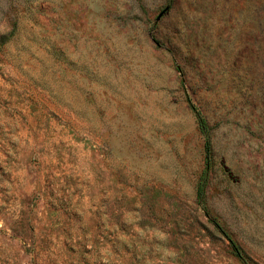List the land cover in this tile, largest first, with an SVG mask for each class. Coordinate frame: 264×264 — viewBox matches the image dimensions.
<instances>
[{
    "label": "rangeland",
    "instance_id": "rangeland-1",
    "mask_svg": "<svg viewBox=\"0 0 264 264\" xmlns=\"http://www.w3.org/2000/svg\"><path fill=\"white\" fill-rule=\"evenodd\" d=\"M0 264H264V0H0Z\"/></svg>",
    "mask_w": 264,
    "mask_h": 264
},
{
    "label": "trees",
    "instance_id": "trees-1",
    "mask_svg": "<svg viewBox=\"0 0 264 264\" xmlns=\"http://www.w3.org/2000/svg\"><path fill=\"white\" fill-rule=\"evenodd\" d=\"M201 130H204L203 126L201 127ZM227 239L229 240V242H230V244H231V246H232V248H233V252H234V254H235L237 257H239V258H241V259L243 260L244 256H243L242 251L239 249V247H238V246L234 243V241H233L231 238H229L228 236H227Z\"/></svg>",
    "mask_w": 264,
    "mask_h": 264
}]
</instances>
